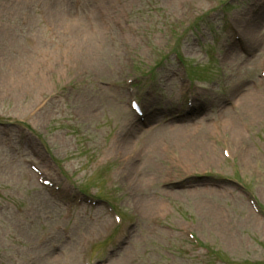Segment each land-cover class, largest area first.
I'll use <instances>...</instances> for the list:
<instances>
[{"label": "rangeland", "instance_id": "rangeland-1", "mask_svg": "<svg viewBox=\"0 0 264 264\" xmlns=\"http://www.w3.org/2000/svg\"><path fill=\"white\" fill-rule=\"evenodd\" d=\"M98 1L0 0V264H264V36L254 55L235 23L264 25V0H104L99 24ZM68 12L85 21L93 55L64 46L78 26ZM231 43L237 56L225 59ZM191 96L220 160L180 176L167 126L190 123L175 117ZM132 100L145 135L124 139L160 140L159 159L115 151L137 119ZM230 122L252 159L231 152L230 135L214 138ZM131 162L158 182L136 191ZM146 197L161 212L145 216Z\"/></svg>", "mask_w": 264, "mask_h": 264}, {"label": "bare ground", "instance_id": "bare-ground-1", "mask_svg": "<svg viewBox=\"0 0 264 264\" xmlns=\"http://www.w3.org/2000/svg\"><path fill=\"white\" fill-rule=\"evenodd\" d=\"M102 1L104 0H99L93 7L92 11L89 13V15L92 16L98 24L101 22L100 13L106 12V10L102 6ZM58 8H60V6ZM54 13L55 12L51 14L50 21L53 22L56 21L57 19L59 23L63 24L64 26L65 25L70 26L69 24L65 23L62 20L61 15H57V13L55 14ZM67 15L75 19L78 23V26L76 28V31L74 32L66 31L70 37L69 38L70 40L68 43L65 42L64 46L66 45L72 51H75V53H79L83 51L88 53L89 50L92 55L93 53H96L98 51V47L95 44L96 42L95 43L91 42L92 37L90 38L89 41L86 40V37L90 34L88 33V30L85 28V21L76 14H72L68 12ZM260 18L261 15H257L255 18L252 19V21L251 18H245V20L235 22L239 29L238 34L241 35L242 42H240V44L244 47H248V49H250L251 53L254 55H256L257 52L260 50L262 44V39H259L260 38L259 34H262V36H264L263 33L264 25L262 22L263 18L261 19ZM81 27L84 29H81ZM100 37L102 38L103 35H101ZM240 44L231 43L228 46L227 56H225V59L227 58L229 59L231 55H234L236 57L237 54L235 53H238ZM89 63L90 62H88V64ZM13 75L14 74L12 70H10L8 75H5L1 78L4 81L8 80V82L3 83L4 88H7L8 86L12 87V83L14 80ZM28 77L25 78L18 77L15 80H23L20 85L23 88L22 84L27 83L26 78ZM194 101L192 102L195 103ZM195 106H197V103ZM197 108L198 107H196L194 111L193 110L188 112L179 111L180 113H182V115L179 117V114H177L176 116L177 118L175 117V119L190 120V123L186 126L182 125L181 122H178L177 120L173 119V114L175 111H172L170 113L171 119L176 122H172L167 126V128L169 129V131L174 133L172 142L174 144V147L177 148V150L174 151L178 152V155L174 160V164L175 167L182 166V173L180 174V176L184 174V172L187 175H191L190 172H195L198 169L200 171H206L207 169H209L210 166L215 165L220 160L219 153H216L213 150L212 145L210 144L212 131L204 130V129H201L200 131L199 125L201 124L198 123L195 124L194 122L193 119V117L195 116L194 112L197 110ZM148 115L151 117V115L153 114H151L150 112L148 113ZM141 121H142L141 119L136 120V118L133 117L129 119L126 135L121 134L119 136L116 142L115 151L118 150V153L122 154L126 160H129L130 157L133 158V156L136 157L140 153V151L143 150L144 152L145 151L153 152L156 156H158L157 159H159L161 156H163L162 154L163 149L160 147V140L142 141V139L140 140V138H138L137 140L133 141V140H127V138L124 139V137L131 135L133 136L138 135V137L145 135V133L141 131V126H140ZM223 128L224 129L222 130V134L216 136L214 135V138L230 135V139L228 140L230 141L229 145L231 152L233 154L238 155V157H241L242 159L245 158L250 160L251 155L249 152H247V145H246L247 137L244 134H242L240 128L237 125H235L234 122L228 123ZM167 140L170 142L169 139ZM170 144L172 145L171 142ZM138 149L140 150L138 151ZM132 165L133 162H131L127 174L130 175L129 179L132 180L134 187L136 188V191L138 187L148 190V184L154 185L156 184V182H158V179H156L160 177L158 175L155 176L153 175L152 180L148 181V183L144 182L145 180H147V178L144 179L138 173L134 172V170L132 169ZM117 174L118 177L121 179L122 178L121 175L119 173ZM140 203H141L140 206H142V209L145 212V216L147 215V217H150V215H156L159 212H161L158 211V209L162 207V204L160 205H157V203L155 204V202L152 201L149 197H146L144 200L140 201ZM213 216L218 221V219L214 214Z\"/></svg>", "mask_w": 264, "mask_h": 264}]
</instances>
